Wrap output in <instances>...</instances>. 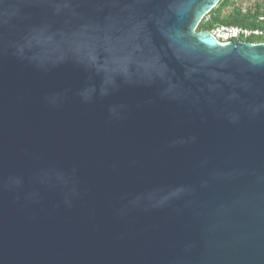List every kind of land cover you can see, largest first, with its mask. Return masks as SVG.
Instances as JSON below:
<instances>
[{
  "label": "water",
  "instance_id": "1",
  "mask_svg": "<svg viewBox=\"0 0 264 264\" xmlns=\"http://www.w3.org/2000/svg\"><path fill=\"white\" fill-rule=\"evenodd\" d=\"M221 0H0V264H264V43Z\"/></svg>",
  "mask_w": 264,
  "mask_h": 264
},
{
  "label": "trees",
  "instance_id": "2",
  "mask_svg": "<svg viewBox=\"0 0 264 264\" xmlns=\"http://www.w3.org/2000/svg\"><path fill=\"white\" fill-rule=\"evenodd\" d=\"M239 0H221L198 26V31H214L222 26L237 27L249 32H264V5L255 4L254 7L242 8L236 6ZM230 9L229 12L225 10ZM238 41L249 43L264 42L262 36L251 35L240 37Z\"/></svg>",
  "mask_w": 264,
  "mask_h": 264
},
{
  "label": "built area",
  "instance_id": "3",
  "mask_svg": "<svg viewBox=\"0 0 264 264\" xmlns=\"http://www.w3.org/2000/svg\"><path fill=\"white\" fill-rule=\"evenodd\" d=\"M219 42L226 44L232 41H238L240 37H249L251 35L262 36L264 38V32L254 31L249 32L247 30H243L237 27L230 26H222L215 30V34H213ZM264 43V42H262Z\"/></svg>",
  "mask_w": 264,
  "mask_h": 264
},
{
  "label": "rangeland",
  "instance_id": "4",
  "mask_svg": "<svg viewBox=\"0 0 264 264\" xmlns=\"http://www.w3.org/2000/svg\"><path fill=\"white\" fill-rule=\"evenodd\" d=\"M255 4L264 5V0H239L237 1L236 6H240L242 8H250L254 7ZM230 9L225 10V12H229ZM212 34H215V30L211 31Z\"/></svg>",
  "mask_w": 264,
  "mask_h": 264
}]
</instances>
